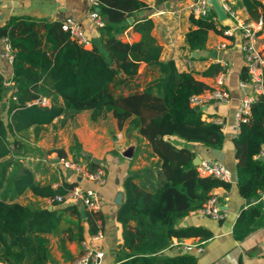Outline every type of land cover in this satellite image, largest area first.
Listing matches in <instances>:
<instances>
[{
    "label": "trees",
    "instance_id": "trees-1",
    "mask_svg": "<svg viewBox=\"0 0 264 264\" xmlns=\"http://www.w3.org/2000/svg\"><path fill=\"white\" fill-rule=\"evenodd\" d=\"M97 1L103 24L97 28L99 39L90 47L72 38L60 20L12 16L0 26V37H8L14 53L13 89L6 120L0 118V157L12 152L11 145L22 146L20 132L31 126L38 129L62 113L89 110L94 121L115 118L118 128L136 130L147 139L152 154L160 161L156 178L144 180L129 172L123 179L124 199L116 210L121 226L117 264H196L192 255H170L164 250L173 237L208 238L211 231L197 226L178 228L174 221L202 206L212 188L228 183L200 175L193 163L196 152L188 145H176L167 136L174 134L185 142L214 148L223 144L222 124L205 120L203 111L196 110L189 100L210 85L190 71L179 70L173 59L160 58L162 45L152 33V18L137 13L150 8L145 1ZM242 3L249 19L264 17L261 0ZM190 21L194 27L185 33L190 49L203 48L209 30L222 32L225 28L213 9L206 16L190 14ZM128 25L140 34L138 40L125 41L118 36ZM221 70L224 67L220 63H211L202 74L213 76ZM241 79H248L246 67L241 70ZM3 80L0 73V104L5 93ZM39 97H46L48 103L34 102ZM263 146L264 96L258 95L250 103L245 119L239 121L234 138L238 191L247 199H259L264 191V157L259 158ZM58 153L64 156L62 149ZM97 166L87 160L88 170ZM10 183L16 195L29 189L36 195L54 198L67 193L78 180L64 181L56 187L38 184L32 172L24 168ZM259 200L243 209L236 219L234 231L239 237L258 225L252 222L263 209ZM100 217L98 212L86 213L89 232L96 231V219ZM64 220L76 229L70 237L82 240L83 219L75 204L51 209L29 207L14 200L13 195L0 193V261L47 264L51 256L45 234L57 231Z\"/></svg>",
    "mask_w": 264,
    "mask_h": 264
},
{
    "label": "crops",
    "instance_id": "crops-1",
    "mask_svg": "<svg viewBox=\"0 0 264 264\" xmlns=\"http://www.w3.org/2000/svg\"><path fill=\"white\" fill-rule=\"evenodd\" d=\"M143 1L150 8L137 13L140 16L152 18V33L162 45L160 58L162 60L173 59L179 70L192 72L197 79L210 86L214 85L216 75L206 76L202 74V71L211 63H222L224 65L222 86L227 93L225 101L218 103L210 101L203 105L204 109H202V117L205 120L220 119L222 121L224 141L219 148L209 147L200 142H185L174 134L167 136L178 146H190L199 159L204 157L218 159L229 168L231 181L227 182L228 186L220 185L211 189V192L217 194L220 206L227 214L220 220L212 219L195 210L178 216L174 221L175 227H203L210 230L212 234L208 238L200 236L173 237L171 244L164 252L170 255L180 252L192 255L196 258V264H264V210L262 209L259 214L254 216L252 223L258 222V225L252 231L241 237L234 231L235 221L241 211L256 204L262 198L261 193L259 199H247L239 193L237 186V158L234 151V138L238 133V128L235 125V114L239 108L241 97L246 91L239 85L242 80L241 70L245 67L241 50L243 39L240 31L236 29L233 35L224 36L222 32L209 30L204 47L190 49L185 41V33L194 27L190 21L189 10L192 0H164L159 4L155 2L156 0ZM261 1L264 4V0ZM231 2L240 19H249L242 0H231ZM90 9L91 5L88 0H0V26L4 25L12 16L27 15L60 21L66 16H73L81 21L91 40L97 41L99 39L98 30L87 17ZM219 21L225 27L231 23L227 17ZM118 36L125 41H135L140 38V34L133 31L131 25L124 28ZM222 43L224 46H221ZM257 44L264 52V17L262 28L258 32ZM2 47L3 41L0 38V51ZM0 73L7 79L12 77L11 64L1 56ZM11 90V84L5 85L4 97L0 104V118L4 120H6ZM86 114H88V120L84 117ZM89 115V110L62 113L51 122L40 125L38 129L35 126L29 127L27 131L20 132L18 137L21 139L22 148H28V144H31L30 150L50 156L49 161L55 164V168L59 166L58 159L60 157L66 159L69 150L76 144L86 153V163L87 160H92L103 168L104 182L97 189L99 201L97 212L101 217L96 219V223L102 228L104 236L100 242L96 243L104 251L101 264H117L115 257L117 244L121 240V226L116 220V210L124 199L123 179L129 172L138 174L144 180L156 178L159 176L160 161L158 156L152 154L147 139L140 136L136 130L126 133L125 127L118 128L115 118L111 116L94 121L90 119ZM33 130H36L37 133L33 134L32 132V138L28 139V135ZM65 132H70L71 137L64 136ZM123 134L124 138H121ZM58 149L63 150L64 156L59 155ZM7 156L0 157V162ZM6 168L7 164L3 165V171H6ZM24 168L32 172L36 183L50 184L52 187H56L64 181L77 179L78 176L74 173L69 175L67 171L62 170L64 174L59 171L55 173L56 177H53L52 172L49 171L50 168L40 169L27 164L19 167L16 176ZM1 171L0 165V193L8 195V191L4 190L6 176H1ZM83 184H88V182L85 181ZM119 192L121 193L120 204L115 201ZM14 195V200L29 207H47L49 209L63 207L62 204L52 203L49 198L36 195L29 189ZM24 196L29 197L25 200ZM75 205L79 211L81 204L75 203ZM86 213L88 212L85 211V216H81L83 220L80 222L84 226L83 239L92 234L89 232ZM68 227H72V231L68 230ZM75 231L73 223L64 220L57 231L45 234L51 256L47 264H71L81 251V241L83 240L74 236L70 237ZM197 242L202 244L200 251L184 248V244ZM0 264L5 263L0 261Z\"/></svg>",
    "mask_w": 264,
    "mask_h": 264
},
{
    "label": "built area",
    "instance_id": "built-area-1",
    "mask_svg": "<svg viewBox=\"0 0 264 264\" xmlns=\"http://www.w3.org/2000/svg\"><path fill=\"white\" fill-rule=\"evenodd\" d=\"M91 9L87 13V17L95 28L103 24V19L96 9L98 1L88 0ZM221 8L230 19V25L225 27L222 31L224 36L233 35L234 31L238 29L242 36L241 50L244 58L245 67L248 74L247 80H241L239 85L246 89L241 97L239 108L236 111V127L238 128L239 121L245 119V115L249 113L250 103L258 96H264V52L258 47L257 37L258 32L263 25V18L257 21L251 19H240L236 9L233 7L231 0H218ZM212 5L210 0H192L189 5L190 14L195 17L206 16L211 12ZM62 26L64 29L69 30L70 35L78 43L89 47L92 45V40L86 32L81 21L73 16H66L62 19ZM3 41V47L0 51V56L8 63L13 60V47L8 37H0ZM221 46H224L222 43ZM222 66H224L221 63ZM4 78V77H3ZM4 85H12V77L10 79L4 78ZM224 83V70L216 74L214 85L204 90L201 93L192 94L189 98L191 105L203 106L210 101L221 102L227 99V93L223 88ZM12 91V90H11ZM14 97V96H13ZM34 102L40 104H47L46 97H39ZM216 122L222 123L220 119ZM264 156V146L262 147L259 157ZM58 163L62 165L65 171H73L75 175L81 176L82 179L78 181L67 193L64 195H56L54 198H49L50 202L56 204L68 205L80 203L87 212H97L99 209L98 201V186L104 182V170L101 166H97L94 170L90 171L85 166H81L74 161L60 157ZM197 171L202 176H212L221 179L225 182L231 181V171L229 168L214 158H200L196 164ZM87 181L88 184H83ZM261 200L263 202L264 210V191L262 192ZM198 213L208 216L212 219H223L226 216V211L220 206L217 194L210 191L209 196L199 208L195 209ZM104 233L100 226L97 225L95 232L90 234L88 238L81 241V251L72 260L71 264H101L104 251L99 244L103 238ZM184 248L188 250L200 251L202 244L192 243L184 244Z\"/></svg>",
    "mask_w": 264,
    "mask_h": 264
},
{
    "label": "rangeland",
    "instance_id": "rangeland-1",
    "mask_svg": "<svg viewBox=\"0 0 264 264\" xmlns=\"http://www.w3.org/2000/svg\"><path fill=\"white\" fill-rule=\"evenodd\" d=\"M4 107V106H3ZM3 109V108H2ZM88 114L84 115V117L88 120ZM32 132L33 134H36V130H33L30 132V135H28V139L32 138ZM39 132V131H38ZM126 133L128 131H125ZM72 133V132H71ZM50 134V133H48ZM64 136H70V132H65ZM47 137H49V135H47ZM8 138L11 140L12 138L10 136H8ZM121 138H124V134L122 135ZM61 140V139H60ZM27 143V142H26ZM28 144V143H27ZM31 144H28V148H22V147H13L12 145V154L8 155L6 158H3L0 162V165L2 167V171H1V176L5 175V183H4V190L8 191V197H12L15 196L14 192L11 189V181L13 179V177L17 174L19 167L24 166L25 164L27 165H33V167L36 168H44V167H48L50 168V172H52L53 177H56V172L61 171L62 174H64V172L62 170H65L61 164L58 163V168H55V164H52L49 161L50 156L48 157L47 154H44L42 152H38L35 150H30V146ZM32 152V153H30ZM86 153L84 152V150L81 148H79V146H77V144L71 148V150H69V154L67 155L66 159L74 161L75 163L81 165V166H85L86 163V158H85ZM7 164V168L6 171H3V165ZM41 166V167H38ZM29 196H24L23 199L27 200Z\"/></svg>",
    "mask_w": 264,
    "mask_h": 264
},
{
    "label": "water",
    "instance_id": "water-1",
    "mask_svg": "<svg viewBox=\"0 0 264 264\" xmlns=\"http://www.w3.org/2000/svg\"><path fill=\"white\" fill-rule=\"evenodd\" d=\"M210 3H211V5H212L213 10L215 11V13H216L218 19H219V20H223V19L226 17V14H225V12L223 11V9L221 8V5H220L219 1H218V0H210ZM96 9L99 10V7H96ZM128 20H129V21H132V18H131V17H128ZM194 108H195L196 110H200V109L202 110V109H204L203 106H199V105H195ZM259 158H261V157H259ZM197 160H199V157L195 156V157H194V160H193V162H194L195 165L198 163ZM67 173H68L69 175H73V171H71V170L67 171ZM81 179H82L81 176H77V180H78V181H80ZM120 198H121V193L119 192V193L117 194V197L115 198V201H116L117 203H119V204L121 203V199H120ZM79 212H80L81 216H85V209H84L82 206H81V209H79Z\"/></svg>",
    "mask_w": 264,
    "mask_h": 264
}]
</instances>
